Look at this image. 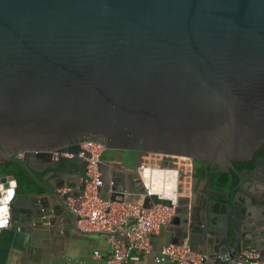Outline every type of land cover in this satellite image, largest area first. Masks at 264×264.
I'll return each mask as SVG.
<instances>
[{
  "label": "water",
  "instance_id": "obj_1",
  "mask_svg": "<svg viewBox=\"0 0 264 264\" xmlns=\"http://www.w3.org/2000/svg\"><path fill=\"white\" fill-rule=\"evenodd\" d=\"M86 142L125 155L134 191L150 188L144 205L173 207L208 260L264 257V189L189 200L171 170L186 157L244 184L232 162L264 145V0H0V164L44 190L0 176V228L45 239L69 216L77 227L68 199L82 192Z\"/></svg>",
  "mask_w": 264,
  "mask_h": 264
},
{
  "label": "built area",
  "instance_id": "obj_2",
  "mask_svg": "<svg viewBox=\"0 0 264 264\" xmlns=\"http://www.w3.org/2000/svg\"><path fill=\"white\" fill-rule=\"evenodd\" d=\"M104 148L94 142L81 144L80 156L85 158L81 178V194L77 199H68L73 209L78 229L85 232H99L106 235L109 252L104 264H132L139 256L152 253L150 238L158 234L174 215V208L161 204L144 205V199L151 196L150 188L137 198L128 195L122 188L118 191L114 181L107 185L109 197H103L104 181L100 170ZM56 157L71 158L67 153L54 154ZM171 170L176 171L183 181L190 180L193 162L186 157H173ZM180 161H182L180 163ZM114 192V193H113ZM119 192L121 194H115ZM132 197L128 199V197ZM160 198L161 194H157ZM5 221L2 227H8ZM98 255L97 252L94 253ZM238 264H264L259 253L243 252ZM206 255L195 252L185 241L169 242L161 246L155 254V262L172 264H206Z\"/></svg>",
  "mask_w": 264,
  "mask_h": 264
},
{
  "label": "crops",
  "instance_id": "obj_3",
  "mask_svg": "<svg viewBox=\"0 0 264 264\" xmlns=\"http://www.w3.org/2000/svg\"><path fill=\"white\" fill-rule=\"evenodd\" d=\"M117 155L105 151L101 155L100 170L104 181L102 195L109 197L112 194L109 193L107 185L110 181H114L118 191L122 188L128 195L137 198L136 195L139 194L133 189L135 182L132 177V167L128 164L126 168L123 167L117 159ZM183 185L184 196L189 200L191 198L195 200L197 196L194 191L199 192L203 188L202 184H198L194 180L193 174L190 180L183 181ZM255 186L258 189H264L260 183ZM116 194L121 193L116 192L113 195ZM131 198L128 197V199ZM26 203L27 205L32 204L31 201ZM71 224L72 218L69 216L67 221L59 222L56 226V233L49 238L45 237V239L41 235L32 239L25 227L22 230H13L10 223L6 228L1 227L0 264H104L110 249L106 235L84 233ZM183 234L186 232L184 233L182 225L174 213L160 232L151 236L152 253L139 256L138 260L133 261L132 264H172L170 262H155V254L161 246L169 242L185 241L189 243L187 235H184L185 238H183ZM193 250L202 254L198 251L202 250L199 245ZM95 252L98 253L97 256L94 255ZM215 263V259L206 262V264Z\"/></svg>",
  "mask_w": 264,
  "mask_h": 264
},
{
  "label": "trees",
  "instance_id": "obj_4",
  "mask_svg": "<svg viewBox=\"0 0 264 264\" xmlns=\"http://www.w3.org/2000/svg\"><path fill=\"white\" fill-rule=\"evenodd\" d=\"M233 165L237 169H241L240 165H237L236 162H233ZM5 175H11L14 177L17 183L18 193L41 194L44 191L34 182L27 171L16 162L7 161L0 164V176ZM193 177L197 181L202 179L206 180L208 186L214 189H225L227 187H232L238 181V178L231 171L228 173L220 172L217 171L216 166H210L207 163L199 162L193 163Z\"/></svg>",
  "mask_w": 264,
  "mask_h": 264
},
{
  "label": "flooded vegetation",
  "instance_id": "obj_5",
  "mask_svg": "<svg viewBox=\"0 0 264 264\" xmlns=\"http://www.w3.org/2000/svg\"><path fill=\"white\" fill-rule=\"evenodd\" d=\"M117 156H123L125 157V155L122 154H118ZM150 160L152 161H156V158L154 157H150ZM256 160L260 161V164L257 166L256 171H253V164ZM236 162L237 165H240L241 169H237L234 165L233 167L236 169L237 172H239L244 178H245V182L244 184L239 187L236 188L237 184L240 181L239 176L232 170L228 169L227 171H225L226 173H228L229 171L233 172L234 175L238 178V181L236 182V184L232 187H227L225 189H214V188H210L207 184V181L202 179L200 181H197L194 177V180L197 181L198 184H202L203 185V181L205 182V184L203 185V188H209L212 189L213 191H219L221 193H228L229 195H234L237 193V190H243L244 192H250V190H256L257 187L255 186V184L260 183L261 181L264 180V145H261L252 155L251 159L248 161H233ZM232 162V164H233ZM210 166H214L209 164ZM82 174H83V170H81ZM257 177V178H256ZM256 178V179H255ZM233 179V178H231ZM254 179V180H253ZM255 186V188H253ZM215 198L217 200H222L221 197L219 196H215Z\"/></svg>",
  "mask_w": 264,
  "mask_h": 264
}]
</instances>
